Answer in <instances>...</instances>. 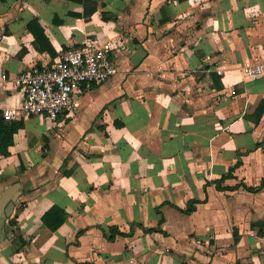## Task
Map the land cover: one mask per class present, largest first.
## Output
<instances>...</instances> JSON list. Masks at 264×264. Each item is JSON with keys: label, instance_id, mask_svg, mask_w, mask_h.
<instances>
[{"label": "crops", "instance_id": "obj_1", "mask_svg": "<svg viewBox=\"0 0 264 264\" xmlns=\"http://www.w3.org/2000/svg\"><path fill=\"white\" fill-rule=\"evenodd\" d=\"M88 38L114 42L118 72L70 116L13 120L0 264H264V187L245 188L264 179V73L243 72L264 64V0H0V112L16 76Z\"/></svg>", "mask_w": 264, "mask_h": 264}, {"label": "built area", "instance_id": "obj_2", "mask_svg": "<svg viewBox=\"0 0 264 264\" xmlns=\"http://www.w3.org/2000/svg\"><path fill=\"white\" fill-rule=\"evenodd\" d=\"M114 49L113 41L101 43L88 38L80 46L61 52L52 64H35L21 72L13 85L20 91L22 102L17 108L4 110V119L38 116L56 122L61 116L72 115L73 96L83 85L103 84L118 72L111 57ZM243 72L250 78L260 76L264 64H245Z\"/></svg>", "mask_w": 264, "mask_h": 264}, {"label": "trees", "instance_id": "obj_3", "mask_svg": "<svg viewBox=\"0 0 264 264\" xmlns=\"http://www.w3.org/2000/svg\"><path fill=\"white\" fill-rule=\"evenodd\" d=\"M90 0H85V3L88 4ZM86 8V7H85ZM96 11V7H92L90 10H86L85 9V17H90L94 12ZM43 34V32H42ZM41 34V35H42ZM39 34H38V38H39ZM24 126V122L23 121H8L5 120L3 117V113L0 112V153L2 156L4 157H8L10 155V147L13 145L14 143V135L15 133H17V131H19V129H21ZM240 165V162L237 163L236 167H238ZM234 171V168L231 169V173L229 174V177H232V172ZM224 178L217 182V187L219 189H222L221 187V183L223 182ZM264 187V179L262 180L261 186L257 187V188H253V187H245L249 192H258L260 191L262 188ZM189 210H187L188 212ZM62 212H60V210L58 208H52L50 211H48L44 216H43V221L45 223V225H47V227L55 230L58 227H60L64 222H65V218L66 217H61ZM59 220L57 221L55 224H52L51 222L53 220ZM12 226L15 225V218L11 217L10 219H8L7 221V227L8 226ZM156 228H150L147 229V231L149 232H153L156 231ZM111 235L109 236V239L114 240L115 237L117 235H122L125 236L126 234H124L123 232L119 231V229L117 227H112L110 229ZM261 235H263V232H260ZM129 235H132L129 234ZM83 264H88V263H83Z\"/></svg>", "mask_w": 264, "mask_h": 264}, {"label": "water", "instance_id": "obj_4", "mask_svg": "<svg viewBox=\"0 0 264 264\" xmlns=\"http://www.w3.org/2000/svg\"><path fill=\"white\" fill-rule=\"evenodd\" d=\"M23 194L21 182H15L0 195V243L7 237V221L15 211L16 203Z\"/></svg>", "mask_w": 264, "mask_h": 264}, {"label": "rangeland", "instance_id": "obj_5", "mask_svg": "<svg viewBox=\"0 0 264 264\" xmlns=\"http://www.w3.org/2000/svg\"><path fill=\"white\" fill-rule=\"evenodd\" d=\"M13 216H14V214H13Z\"/></svg>", "mask_w": 264, "mask_h": 264}]
</instances>
